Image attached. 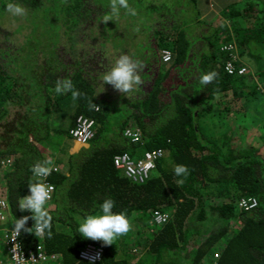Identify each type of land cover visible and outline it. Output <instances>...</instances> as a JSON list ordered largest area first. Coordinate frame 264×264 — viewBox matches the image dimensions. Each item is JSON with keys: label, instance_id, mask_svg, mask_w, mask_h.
Segmentation results:
<instances>
[{"label": "trees", "instance_id": "1", "mask_svg": "<svg viewBox=\"0 0 264 264\" xmlns=\"http://www.w3.org/2000/svg\"><path fill=\"white\" fill-rule=\"evenodd\" d=\"M152 1L161 2V16L155 20L169 22L168 32L152 28L141 33L140 22L131 21L138 30L123 38L118 27L126 22L121 18L124 13L105 24L102 20L110 8L102 7L99 0H0V21L10 14L6 10L8 3L19 4L26 14L14 19L24 18L25 23L20 22L18 27L27 25L30 30L20 50L0 43V162L7 158L14 162L4 180L11 213L17 219L22 216L17 201L29 195L28 185L36 179L30 169L47 158L43 143L52 134L49 121L53 106L71 95L55 92L58 78L70 79L74 89L81 93L69 135L77 118L95 121V137L89 146L69 155L64 170L52 171L46 178L54 186L47 206L51 236L36 237L22 231L24 249H36L41 244L48 253L62 255L63 264H89L79 260V253L94 245L104 250L103 260L97 264H131L122 251L116 252L115 246L84 239L77 231L79 218L98 214L103 200L111 198L115 201L113 212H125L129 221L136 216L144 218L134 239L154 258L155 264H205L217 251L221 252L218 264H264V134L258 135L260 140L256 136L249 138L248 127L240 124L245 115L230 108L231 103L258 94L254 84L248 85L247 78L253 83L256 75L263 80L264 71L258 67L256 75H229L224 68L227 57L219 53L220 47L216 48L213 42L218 28L197 23L204 27L201 32L198 27L195 32L199 33L188 38L186 30L193 32L196 18L185 9L197 10L195 0H186L193 7L186 6L185 0L134 3L149 8ZM242 2L241 6L225 9L224 16L237 22L260 15L257 27L246 29L235 24L239 26L235 30L243 35V47L249 50L251 44L264 48V0ZM135 5L130 6L137 8ZM61 31L67 42L77 38L67 49L69 59L62 57L59 46L47 52L49 49L40 44L39 37L54 41ZM199 40L209 46V52H198ZM223 42L220 39V46ZM125 49L144 65L140 75L145 84L129 98L120 93L116 101L109 100L100 96L99 91L105 87L99 80L114 62V56L125 53ZM164 49L173 53L170 64L161 61L160 52ZM212 71L218 73L216 79L201 85V74ZM92 103L97 106L92 107ZM115 107L117 112L126 109L121 121V117L113 115ZM247 115L258 118L257 113ZM131 128L141 131L138 144L124 135ZM149 150H161L164 155L145 183L132 182L114 165L116 155L129 153L139 158ZM178 164L188 167L186 178L174 174ZM178 179H184V183L178 184ZM210 198H222L225 202L213 206ZM242 198H255L258 206L241 210L238 202ZM207 206L213 210L211 215L227 223L197 242L195 223L207 220ZM156 209L171 212L167 223L154 222ZM146 215L150 225L146 224ZM236 221L240 226L232 231L229 223ZM60 224L68 228L67 233L59 230ZM33 225L30 220L26 227ZM206 228L205 225L203 229Z\"/></svg>", "mask_w": 264, "mask_h": 264}, {"label": "rangeland", "instance_id": "2", "mask_svg": "<svg viewBox=\"0 0 264 264\" xmlns=\"http://www.w3.org/2000/svg\"><path fill=\"white\" fill-rule=\"evenodd\" d=\"M99 1L101 3L102 7L103 6H109V0H99ZM134 1L135 0H129L128 1L129 5H135ZM258 1H260V0H258ZM160 3L161 2H153L152 1V3H151L152 7H149V8H147L146 6L143 7L142 5H140V6L135 5V6H137V8H134L136 10V15H134V16L127 14L126 10L120 9L121 10L120 14L124 13L121 18L126 21L125 23H122V22L119 23V27H118L119 30L121 32H123L122 33L123 38H125V36H128L130 31H137L138 30V27L133 26L132 22L134 24L137 22H140L141 33H143V32L147 33L152 28H154L156 31H162V32L167 33L168 32L167 30L169 27V22H162L161 20H155L156 18L161 16V12L159 10V7H160L159 4ZM183 3H185L186 6L192 5V3L186 2V0ZM101 5H100V7H101ZM198 6H201L200 2H198ZM198 6L196 3V9L197 10L190 9L188 7L185 9L186 11L191 13V16L194 15L196 18V21H195L196 26H195V29L193 30V32H191V30L188 28L186 30L188 38L190 37V39L193 37V33L197 30L198 27H199L200 32H201V29L204 27L201 24H197V23H203V24H206L208 26H213L214 28H216L215 23L210 22V17L205 16V13ZM192 7H193V5H192ZM198 12H199V16H198ZM215 12L216 11L214 10V13ZM223 13L224 14H222L221 16L218 17L220 19V22H216V23H218L217 25L219 27L217 29L215 36L213 37V42L215 43L216 48L220 47L219 53L225 55L224 57H227L226 53L223 52L221 50V48H223L224 46H229V45L235 44L236 45V57H237L238 61L243 65V67L248 68V73L246 75H248V74L249 75L250 74L256 75L255 73L258 70V67L260 69L262 68V71H264V48H262L259 45H251V44L249 46V50L245 46L243 47V45H242V42L244 43V40L242 39L243 35L242 34L238 35L237 31L235 30L236 26H238V25L240 27L246 28V29L257 27L259 24V19H260L259 16L260 15L256 14L257 17H255V18H244L245 20H243V21L233 22L230 19L225 17L226 12L223 11ZM155 21H156V24L153 23ZM20 22L25 23L24 18H23V20L17 21L14 19V16L12 14H9L6 18H4L3 21H0V43H8V45L9 46L11 45V47L15 50L19 49L21 46H24V43L26 41L27 36L30 33V30H29V27H27V25L24 28H19L18 25L20 24ZM235 24H238V25H235ZM129 26H132L133 28L127 30V28H129ZM184 30H185V28H184ZM195 33L198 34L199 32H195ZM204 34L208 35V32L204 31ZM114 35H117V34H114ZM84 36H86V34ZM72 37H74V35ZM54 38L57 39V41H55ZM54 38H53L54 41H48L46 36H41V37H39L40 44L49 49V50H47V52H52V49H53L52 47H55V45L59 46L58 49H59V51H62V52H60L62 54V57H64V58L66 57L67 59H69L70 55L67 53V49L70 46L69 44H71V43L74 44V42L76 41L77 38L76 37H75V39L72 38L71 42H67L66 41L67 39L63 35V31H61L59 33V35H57V37H54ZM137 38L139 39V38H141V36L138 35ZM220 39H222V41L225 40V42H223L221 44V46H220ZM227 39H229V40H227ZM151 40H152V42H154L156 40L154 37V30L152 32ZM66 42L68 45H66ZM208 47L209 46L204 41L199 40V43H198L196 48H197L198 52L202 51V50H205L204 52H209ZM80 48H81V46H80ZM110 48H112V46H110ZM85 50H86L85 52L89 53L88 49L85 48ZM111 51H113V48ZM119 51L120 50H115L114 52L118 53ZM249 51H251L252 54H250ZM92 52L94 54V50H92ZM124 52L131 56L132 52L130 50L125 49ZM137 52H139V50ZM259 54L260 55L262 54V56H263L262 59L258 56ZM117 55L114 57H117ZM62 57H61V59H62ZM256 57L258 58V60L255 59ZM57 59H59V57ZM247 80H248L249 86H252L253 84L256 86V88L258 90V94L256 96H252V97L250 96L247 99H243L238 103L233 102V103H231L230 108L232 107L231 109L233 111L239 112L241 115H245L244 118L241 117V119H240L241 123L240 124H242V126L248 127L249 132L247 135H249V138L251 136H256L255 138H256V140H258L260 138V136H258V135L264 134V79L262 80L259 76L256 75L255 79H254V83L252 81H250L249 78H247ZM99 82H101L102 83L101 85H103L102 81L99 80ZM103 86L105 87V89H102L99 91L100 96L108 97L109 100H115L116 101L118 96H120V92H117L115 89H112L111 87H106V85H103ZM103 91L105 93L107 92V94H104ZM112 91H113V93H112ZM77 105H78L77 100L74 101L72 99L71 95L54 104L53 109H52L53 111H52L51 119L49 121L50 127L52 128V134H51L50 139L43 143V149H44L46 157L51 158L54 162L53 167H56L57 169H60V170L61 169L63 170L64 167L66 166V164L68 162V157L70 155L68 153L70 152V148L73 144V139L71 138V136L69 135L68 132L72 126V120H73V116H74ZM121 109H120V111L117 112V107H115V111L113 113V115H115V117H117V118L121 117L118 121H121V119L124 118V116H125L124 115V113H125L124 109L125 108L122 110ZM255 113L258 114V116H257L258 118L255 117L256 120H254L251 117H248V115H247V114H249V115L254 116ZM259 116L262 117L263 119L260 120ZM5 174H6V171L0 170V200L2 198H4V196L8 190L6 187V182L4 180ZM209 202L213 206H219L221 204H224L225 200L222 198H210ZM49 203L50 202L48 201L46 207L48 206ZM164 212L168 216V218L171 217L170 211L164 210ZM206 213H208V215L206 216V217H208L207 220L205 219V221H201V222L196 220L197 223H195V225L198 226V229L196 230V234L198 236L197 242L206 239L207 234L210 231H212L213 229L227 223L222 218H217L216 215H211L213 213V210H210L209 206L206 207ZM21 214H22L21 218L24 216H31L32 215L31 212H29V211H23V212L21 211ZM16 219L17 218L11 213V215H9L8 220L6 222V226L13 228V224H14ZM30 220H32V219L28 220L27 225H28ZM81 220H82V218H79L80 222H81ZM142 220H144V218H142L140 216H136L133 218V220H130L129 221L131 224L130 231L126 235L118 238L115 241V244H113V246H115L116 252L118 254H119V252L122 251V256L128 257L131 264H139V262H142V261H145L146 264H155L154 258L152 256L148 255L146 250L143 248V245L137 246L135 239H134V238H136L135 234L138 233L137 226H138V224L140 225ZM145 221H146L147 225L151 224L150 217L148 215L145 216ZM190 221H195V219H192ZM229 224L233 229L232 231H235V229L238 226H240V223L238 221L233 222V223H229ZM205 225L207 227L206 230L203 229ZM58 226H59L58 228L60 231L67 233L68 228L62 226L61 224ZM3 247H4V241L2 239V234L0 233V250ZM133 247H135L136 249L134 250V252H131V249ZM2 252H3V250H1V252H0V257L2 255ZM209 260H210V257H209V259L206 260L205 264H208ZM186 263H187V261L185 262V264Z\"/></svg>", "mask_w": 264, "mask_h": 264}, {"label": "clouds", "instance_id": "3", "mask_svg": "<svg viewBox=\"0 0 264 264\" xmlns=\"http://www.w3.org/2000/svg\"><path fill=\"white\" fill-rule=\"evenodd\" d=\"M109 8L110 13L105 14L102 20L105 24L109 21H114V18L120 15L121 8L126 10L127 14L136 15V10L129 5L128 0H109ZM6 10L13 16H24L26 14V10L22 6L11 2L6 5ZM105 56H107V53H105ZM143 68L144 65L139 60L134 59L129 54L121 53L115 58L111 66L103 72V85H111L116 91L129 98L133 92L145 84V81L140 75ZM217 76L218 73L215 71L201 74L199 83L201 85H208L213 82ZM55 92L57 94H67L71 92L74 101L81 95L78 90L74 89L70 79L58 78L55 82ZM96 106L95 103H92V107ZM53 166V160L51 158H46L43 161H37L31 167L30 170L37 179L29 183L28 187L30 194L20 197L17 201V205L20 211H29L32 215L15 220L11 230L13 241H15V238L18 237L22 231L34 234L36 237H41L45 234L49 237L51 236V216L46 207L51 195V186L44 183L43 180L51 174ZM8 171H6V173ZM174 174L177 177L186 178L189 174L188 167L178 164L174 168ZM177 183L183 184L184 179H178ZM114 207L115 201L113 199H104L99 205L98 214H89L82 218L77 229L79 235L84 239L102 241L103 246L115 244L118 238L126 235L130 231L131 224L126 213L113 212ZM29 219L34 221L32 227H26ZM19 255L15 245L12 249V259L15 261V264H26L27 260H31L33 264H35V257L30 259L22 257L18 259ZM94 260L95 257L92 258V264H94Z\"/></svg>", "mask_w": 264, "mask_h": 264}, {"label": "built area", "instance_id": "4", "mask_svg": "<svg viewBox=\"0 0 264 264\" xmlns=\"http://www.w3.org/2000/svg\"><path fill=\"white\" fill-rule=\"evenodd\" d=\"M221 50L225 52L227 56L224 68L229 75L243 76L248 73V68L243 67L236 57L235 44L224 46ZM160 58L165 64H170L174 60L173 53L168 49H164L160 52ZM94 127V120L81 116L77 118L75 126L70 131V136L74 142L81 146H88L95 137ZM124 135L134 144H138L142 137L141 131L137 128L125 130ZM163 155L164 153L161 150L145 151L139 158H134L129 153H123L114 157V165L132 182L142 184L151 178V175L156 169L157 162L162 159ZM13 163L12 158L1 161L0 170L8 171L13 166ZM53 171H57V168L54 167ZM43 182L51 186V195L49 199V201H51L54 194V186L46 182V179H44ZM257 206L258 201L255 198H242L238 202V207L241 210H252ZM9 215H11V208L8 202L7 192L4 198L0 200V233L4 241L3 255L0 257V264H15V261L12 259V249L15 245L20 254L18 259L22 257L25 259L35 257V264H63L62 255L48 253L41 244L38 245L36 249L26 251L21 240V233L15 238V241H13L12 228L6 226ZM153 218L157 225H163L169 220L163 209L154 210ZM94 257V264L100 263L104 257V250L94 245H88L79 253V260L89 264H92V258ZM220 257L221 252L217 251L216 254L210 258L208 264H218ZM26 264H33V262L27 260Z\"/></svg>", "mask_w": 264, "mask_h": 264}, {"label": "crops", "instance_id": "5", "mask_svg": "<svg viewBox=\"0 0 264 264\" xmlns=\"http://www.w3.org/2000/svg\"><path fill=\"white\" fill-rule=\"evenodd\" d=\"M242 1H246V0H195V2L197 3V6H198V2H200L201 6H198V7L205 13V16L210 17V22L215 23L216 28L219 27L217 25L218 23L216 22H220V19L218 17L224 14L223 11L225 9L227 10L230 9L231 7L241 6L240 4H243ZM235 4H238V5L235 6ZM214 10L216 11L215 13H214ZM238 21H242V20L239 19ZM84 147H88V146H84ZM82 148L83 146L73 141V144L70 148V152L68 154L70 155L76 154ZM1 250H3V248Z\"/></svg>", "mask_w": 264, "mask_h": 264}]
</instances>
